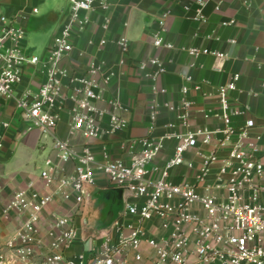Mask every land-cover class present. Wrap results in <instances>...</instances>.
Returning <instances> with one entry per match:
<instances>
[{
	"label": "built area",
	"instance_id": "1",
	"mask_svg": "<svg viewBox=\"0 0 264 264\" xmlns=\"http://www.w3.org/2000/svg\"><path fill=\"white\" fill-rule=\"evenodd\" d=\"M67 1V21L53 38L44 59L26 54L27 33L20 19L0 15V99L14 102L25 133L35 130L51 136L55 154L54 160L45 159L37 176L18 187L3 205L1 221L9 222L16 217L22 222L6 238L0 229V264H128L130 258L142 261L143 244L152 253L150 264H264V157H257V145L249 138L253 121H247L243 129L232 126L233 118L249 111L246 106L233 108L228 99V93L236 90L239 76L232 75L226 84L216 89L222 130H189L192 104L186 99L189 88L184 85L180 103L163 106L177 113L185 132L154 138L152 132L156 128L159 107L152 104L147 135L129 139L125 144L129 162L111 159L106 149L102 150L101 161H97L89 142L112 137L129 126L125 117L128 108L117 98L104 99L106 87L119 73L104 62L91 59L82 75L70 74L62 61L74 50L72 40L91 25L97 23L102 32L109 31L111 12L117 0ZM208 1H195L194 21L205 20L202 10ZM218 10L216 6L215 11ZM169 14L168 11L163 14L159 30L151 36L154 49H174L163 39L164 19ZM94 15L98 22L92 19ZM232 24L231 21L221 23L222 26ZM205 38L219 41L213 32ZM228 43L235 45L236 41ZM88 44L90 46L91 42ZM104 44L102 40L98 45ZM115 45L120 54L117 66L122 67L130 42L120 36ZM182 51L192 60L191 68L196 65L194 61L203 57L227 59L226 54L207 48L193 46ZM26 66L37 68L43 80L35 90L23 89L17 94ZM148 66L155 68L154 72L145 74L152 83V92L165 94V89L157 86L165 71L163 64L158 58L139 64L143 71ZM183 81L190 83L192 77L185 76ZM66 102L72 105L68 135L81 141L79 147L53 135ZM99 103L104 107H98ZM203 116L207 119L210 113L203 112ZM9 129L10 122L0 120V153ZM216 135L222 136L218 147L229 145L230 150L227 160L219 165L215 181L206 186L207 194L167 180L173 168L184 164V154L195 150L203 160L197 180L200 184L206 183L219 160L216 152L203 155L199 148L211 145ZM233 138L236 141L232 144ZM170 139L176 143L172 158L162 168L154 167L150 171L148 166ZM67 164L72 165L71 171L66 170ZM150 172L159 173V178L151 179ZM97 173L104 175L112 188L142 202H125L121 217L114 221L108 233L92 237L87 250L67 256V251L79 238L75 220L85 204L87 188L95 185ZM211 190H224L226 195L219 199ZM2 191L0 186V195ZM58 200L68 204L69 210L64 214L51 212L47 219V209ZM127 216H135L137 223L124 222ZM154 217L159 222L161 235L158 237L145 226Z\"/></svg>",
	"mask_w": 264,
	"mask_h": 264
},
{
	"label": "crops",
	"instance_id": "2",
	"mask_svg": "<svg viewBox=\"0 0 264 264\" xmlns=\"http://www.w3.org/2000/svg\"><path fill=\"white\" fill-rule=\"evenodd\" d=\"M57 1L63 3V6L53 8L39 16L38 6L44 4L46 0H0V15L8 18L18 17L26 33L29 28L33 33L44 34L47 31L52 33L41 59L46 57L53 38L67 21L68 1ZM195 1L117 0L111 12L112 22L108 32H102L96 23L72 40L74 50L62 61V66L70 74L82 75L91 59L104 62L107 67L119 73V76L106 87L104 99L117 98L129 110L125 115L129 123L125 131L109 138L89 142L97 161H101L102 150L106 149L111 159L129 162L125 144L129 139L147 135L150 125L149 107L152 104L159 107L156 128L152 132L154 138L185 132L186 129L177 119V113L163 106L167 103L179 104L182 98L181 88L184 85L189 88L186 99L192 104L189 130L202 128L210 131L222 130L223 124L218 118L219 103L216 89L226 84L235 74L239 76L236 90L228 93V99L233 108L246 106L249 111L245 115L233 118L232 126L235 129H243L247 121H253L254 126L248 131L249 138L257 145V157H264V0H210L202 10L204 21L192 19L197 8ZM216 6H219L218 11H215ZM34 9L37 11L35 14L32 12ZM167 11L170 14L164 19L163 39L174 49H154L151 36L159 30V21ZM92 19L98 22L96 15ZM230 21L233 22L232 25H221ZM212 32L219 41L205 38ZM120 36H125L130 42L126 63L122 67L117 66L120 54L115 45ZM102 40L105 44L99 47L98 44ZM229 40H235L236 44L230 45ZM89 42H91L90 46ZM193 46L222 52L227 55V59L203 57L194 61L196 65L191 68L192 60L182 49ZM80 52L82 56L78 55ZM151 58H158L163 64L165 71L159 77L157 86L165 89V94L155 95L151 90V81L145 78V74L154 72L155 68L148 66L144 71L139 68L140 63H145ZM185 76H191L192 81L185 83L183 81ZM42 80L43 77L37 68L26 66L17 94L23 89L35 90ZM196 86L199 87L198 90L194 89ZM65 92L68 93V90L65 89ZM97 106L101 108L104 104L99 103ZM71 107L70 102L65 103L53 135L79 147L81 141L68 135ZM203 112H209V118L205 119ZM0 120L10 122V129L6 132L0 153V186L3 190L0 195L1 212L3 205L14 191L35 178L44 160L47 158L54 160L55 154L52 150L51 136L35 130L25 133V125L15 111L13 101L0 99ZM221 140L222 136L216 135L211 145L199 148L203 155L216 152L219 160L208 174L206 183L200 184L197 180L203 160L196 155L195 150L184 154V164L173 168L167 180L175 185H189L200 193L207 194L206 186L215 181L219 165L227 160L230 150L229 145L218 147ZM235 141L236 139L233 138L231 143ZM175 145L174 140H166L164 150L148 169L152 171L154 167L162 168L165 162L172 158ZM65 168L71 171L72 165L67 164ZM150 178L158 179L159 173L150 172ZM113 190L116 189L112 188L104 175L100 173L95 175V185L87 188L85 204L80 208L75 220L79 238L67 251V256L87 250L92 237L98 236L89 234L87 226L90 223H94L95 220L100 223L109 215L115 217L119 212L120 206L112 193ZM101 192L106 193L101 195ZM210 193L219 199L226 195L224 190H211ZM125 202L133 204L142 201L124 195L123 203ZM68 210L69 205L58 200L47 209L45 216L48 219L51 212L64 214ZM123 221L136 224L137 218L127 216ZM21 222V219L16 217L11 218L9 222L0 220V229L4 237H9ZM145 226L152 235L156 237L161 235L156 217ZM141 254L142 261L135 262L130 258L128 264H150L152 253L145 244L141 246Z\"/></svg>",
	"mask_w": 264,
	"mask_h": 264
},
{
	"label": "rangeland",
	"instance_id": "3",
	"mask_svg": "<svg viewBox=\"0 0 264 264\" xmlns=\"http://www.w3.org/2000/svg\"><path fill=\"white\" fill-rule=\"evenodd\" d=\"M63 3L57 1V0H46V2L42 5H39V16L44 15V13H48L50 10H53V8L62 7ZM52 33L47 31L44 34L39 33H33L32 29L29 28L27 32V51L26 54L28 56H34L38 59L42 58V55L45 51V46H47V43L49 39L51 38Z\"/></svg>",
	"mask_w": 264,
	"mask_h": 264
},
{
	"label": "flooded vegetation",
	"instance_id": "4",
	"mask_svg": "<svg viewBox=\"0 0 264 264\" xmlns=\"http://www.w3.org/2000/svg\"><path fill=\"white\" fill-rule=\"evenodd\" d=\"M115 221V217L113 215H109L108 217L104 218V221L100 222L95 220L94 223H90L87 228L89 229V234L92 235H99L104 229L108 227H112Z\"/></svg>",
	"mask_w": 264,
	"mask_h": 264
},
{
	"label": "water",
	"instance_id": "5",
	"mask_svg": "<svg viewBox=\"0 0 264 264\" xmlns=\"http://www.w3.org/2000/svg\"><path fill=\"white\" fill-rule=\"evenodd\" d=\"M106 192H101L100 194L101 195H104ZM112 193L115 195V197L117 198V200H118V204H119V206H120V209H119V212L116 214V216H115V220H117L118 218H120L121 217V215H122V212H123V208H124V203H123V197H124V195H126L125 193H124V191H122V190H113L112 191ZM110 228L111 227H108L107 229H104L100 234H106V233H108L109 232V230H110Z\"/></svg>",
	"mask_w": 264,
	"mask_h": 264
}]
</instances>
